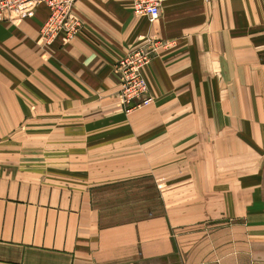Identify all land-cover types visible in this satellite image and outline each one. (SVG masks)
Listing matches in <instances>:
<instances>
[{
  "label": "crops",
  "instance_id": "crops-1",
  "mask_svg": "<svg viewBox=\"0 0 264 264\" xmlns=\"http://www.w3.org/2000/svg\"><path fill=\"white\" fill-rule=\"evenodd\" d=\"M0 21V264H264V0H77ZM150 105H119L116 63Z\"/></svg>",
  "mask_w": 264,
  "mask_h": 264
},
{
  "label": "built area",
  "instance_id": "built-area-1",
  "mask_svg": "<svg viewBox=\"0 0 264 264\" xmlns=\"http://www.w3.org/2000/svg\"><path fill=\"white\" fill-rule=\"evenodd\" d=\"M77 0H0V21L12 20L27 16L29 10L39 3L49 7V15L40 28L46 45L63 36L70 39L82 27V21L74 12ZM162 0H133V12L139 17L150 21L160 15ZM143 45L130 51L115 65L119 76L118 98L123 108L139 107L152 101L147 80L143 74L144 67L155 57L160 48L169 46L159 39L142 37Z\"/></svg>",
  "mask_w": 264,
  "mask_h": 264
},
{
  "label": "rangeland",
  "instance_id": "rangeland-1",
  "mask_svg": "<svg viewBox=\"0 0 264 264\" xmlns=\"http://www.w3.org/2000/svg\"><path fill=\"white\" fill-rule=\"evenodd\" d=\"M205 1H210V0H205ZM75 4V3H74ZM75 12V11H74ZM76 13V12H75ZM81 30V29H80ZM79 30V31H80ZM78 31V32H79ZM76 34V33H75ZM74 34V35H75ZM73 35V36H74ZM42 36V35H41ZM72 36V37H73ZM141 40V39H140ZM163 41V40H162ZM163 42H165L166 43V41H163ZM167 43H169V44H171L170 42H167ZM163 48H160L157 52H156V54H155V56L157 55V53L160 51V50H162ZM145 68V67H144ZM114 70H115V66H114ZM116 72V71H115ZM117 73V72H116ZM118 75V74H117ZM120 79V78H119ZM152 100H153V98H152ZM152 102V101H151ZM151 102L149 103V104H147V105H143V106H139V107H131V108H124L123 110H124V112H126V113H129V112H132V111H135V110H138V109H142V108H144V107H147L148 105H150L151 104ZM120 105V104H119Z\"/></svg>",
  "mask_w": 264,
  "mask_h": 264
}]
</instances>
